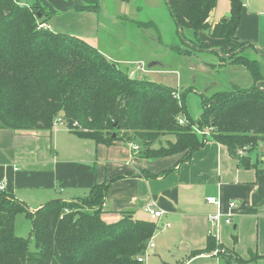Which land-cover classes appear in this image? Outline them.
Listing matches in <instances>:
<instances>
[{"label": "trees", "instance_id": "1", "mask_svg": "<svg viewBox=\"0 0 264 264\" xmlns=\"http://www.w3.org/2000/svg\"><path fill=\"white\" fill-rule=\"evenodd\" d=\"M85 1L82 10L97 11L96 0ZM165 2L181 34L193 32V48H210L198 39L204 31L211 38L226 40L228 50L220 52L232 55L220 56L221 61L244 69L251 86L232 85L229 91L202 97L201 113L194 121L186 109V90L178 93L177 100L175 89L129 77L84 40L38 28L51 14L37 2L26 7L20 0H0V129L50 132L53 122L61 118L79 139L104 146L117 141L138 143L142 158L183 154L182 162L211 139L224 145L240 168L258 172L260 160L253 159L251 152L264 143V83L256 87L263 80L259 65L242 55L247 44L237 48L233 44L242 0H230L229 17L213 27L208 18L217 0ZM173 49L184 54L180 48ZM179 117L186 123L178 124ZM193 126L211 131L199 136ZM167 136L174 140L152 148ZM172 170L143 175L164 177ZM118 178L94 185L76 201H51L34 212L11 194L0 192V264H143L137 258L145 254L156 224L134 220L127 213L113 223L102 218L109 185ZM18 215L31 223L34 252L28 249L29 240L15 235ZM232 240L236 241L235 235ZM215 251L223 264L243 261L210 235L206 247L190 257Z\"/></svg>", "mask_w": 264, "mask_h": 264}, {"label": "crops", "instance_id": "2", "mask_svg": "<svg viewBox=\"0 0 264 264\" xmlns=\"http://www.w3.org/2000/svg\"><path fill=\"white\" fill-rule=\"evenodd\" d=\"M36 2L45 13L51 14L42 24L43 29L77 36L85 42L91 40L93 47L98 49V31L100 27H106L98 23V10L81 9L87 5L85 0ZM122 6L115 18H121V24L132 25L133 21L122 19ZM228 17V10L217 13L215 8L209 15L208 23L213 27ZM150 24L154 23L151 21ZM184 31L188 36L187 44L194 49L196 38L193 32ZM142 34L145 36L147 32ZM235 37L233 44L246 43V48L252 47L264 58V0H242ZM198 39L210 47L206 52L228 50L226 40L211 38L208 32H200ZM105 43L109 40L106 39ZM123 50V46L119 48V51ZM107 59L114 65L134 66V70L127 67L125 72L128 74L162 71L157 61H150L146 66L138 59ZM258 61L261 82H264V66L262 68ZM210 68H213L211 63H203L198 71L210 75ZM228 70L239 74L243 82L251 86L252 80L243 76L242 68L230 66ZM179 86V92L188 88L181 81ZM209 87L207 84L204 91H210ZM200 113L199 104V112L192 118L197 119ZM65 129L56 127L50 132L0 129V185H4V193L11 194L34 212L51 201H76L85 197L94 185L119 176L109 185L102 205V218L107 223H113L127 213L134 220L154 222L157 229L150 241L153 249L147 255L157 258L155 263L150 261L149 264H223L220 257L211 253L191 257L190 254L206 247L210 228L208 217L218 210L226 214L228 204L233 202L231 224H220L218 244L243 260L238 264H264V155L259 157L258 172L243 169L224 145L209 139L186 162L181 161L183 154L142 158V147L138 143L117 141L111 146L96 145L91 140L77 138ZM167 140L172 141L161 138L152 148L164 145ZM170 168L173 170L164 177L143 175L157 174ZM207 197H215L219 206L207 204ZM150 204L161 212L159 218L151 219L145 211ZM232 235L236 236L235 242Z\"/></svg>", "mask_w": 264, "mask_h": 264}, {"label": "rangeland", "instance_id": "3", "mask_svg": "<svg viewBox=\"0 0 264 264\" xmlns=\"http://www.w3.org/2000/svg\"><path fill=\"white\" fill-rule=\"evenodd\" d=\"M120 1L96 0L98 23H102L106 27H100L97 34L99 51L111 60H116L117 57L128 60L138 59L146 66L150 61H157L162 66L159 69L162 71L134 74L133 78L171 87L176 90L175 94L177 95H179L178 90L181 89L179 81H181L182 85H187L188 88L185 89V105L192 120H197L192 117H195L196 113L199 112V104L201 108L202 97L206 98L216 92L229 91L232 85L236 88L249 87L246 82H243L244 80L239 74L228 70L231 66L229 65L230 61H221L220 55L217 53L206 52L207 50L199 51L198 48L192 49L187 44V33L183 31V34H181L182 32L176 26L165 0H130L131 2H126L127 4L120 3ZM35 2L36 0H20V3L26 6H30ZM120 6L124 8L122 9L124 14L122 19L133 21L132 25H128L126 22L121 24V18H115L118 16ZM216 9L217 13H222L225 10L229 11L230 0H217ZM151 21L154 24H150ZM144 31L147 32L145 36L142 34ZM106 39L109 40L107 44L105 43ZM86 43L90 46L94 44L91 40L86 41ZM122 46L124 50L119 51ZM234 46L237 48L239 44L236 43ZM175 47L180 48L186 55L174 51L173 48ZM240 51L241 49H237L235 52L238 53ZM224 55L226 56L225 58H228L232 54ZM242 55L252 60H259L258 62L263 68L264 64L262 61H264V58L252 47L244 49ZM208 62L213 65V68H210V75L198 71L200 70L199 68L203 67V63ZM118 67L121 71H126L127 67L132 70L135 69L132 65L126 66L120 63ZM231 67L240 69L239 66ZM242 71L243 76H246L249 80L248 73L244 69ZM207 84L210 85V91L205 92L204 89ZM57 128L66 130L63 126H58ZM203 131L209 133L211 130L205 128ZM196 134L201 136L197 132ZM166 139L174 140L172 136H167ZM262 150H264V143H261L258 149L251 153H254L255 158L259 159V157L264 155ZM30 232V221L24 215H18L15 218V235L29 240L28 249L30 252H34L36 250L35 243L31 239ZM156 258L157 256H148L146 254L143 259L145 264H149L150 261L155 263ZM166 261L164 260V262Z\"/></svg>", "mask_w": 264, "mask_h": 264}, {"label": "built area", "instance_id": "4", "mask_svg": "<svg viewBox=\"0 0 264 264\" xmlns=\"http://www.w3.org/2000/svg\"><path fill=\"white\" fill-rule=\"evenodd\" d=\"M44 26L39 25L38 28H43ZM129 77L133 78L134 77V73L129 74ZM174 97L178 100L179 95L174 94ZM177 122L180 125H183L186 123V120L184 117H179L177 118ZM58 126H65V122L63 119L61 118H57L54 122H53V128H56ZM193 131L196 133H199L200 135H206L208 136V132L203 131V130H199L196 126L192 127ZM210 130V129H208ZM134 149H137L134 146ZM5 187L3 184L0 185V192H4ZM206 203L210 204V205H215V206H219V201L215 198V197H207L206 198ZM235 207V203L231 202L228 204V212L226 214L221 213L219 210L215 213L212 214L208 217V223L210 224V228L208 230V235L213 236L214 239L217 241L218 243V231H219V227L220 224L223 222L224 224H231V210ZM145 211L147 212V214L150 216L151 219H157L161 216V212L156 211L154 209L153 204H150L148 206H146ZM153 249V244L150 242L147 246L146 252L144 255H142L141 257L137 258L138 262L143 263L144 261V256L147 254L148 251ZM217 251L213 252L212 255L216 256Z\"/></svg>", "mask_w": 264, "mask_h": 264}, {"label": "water", "instance_id": "5", "mask_svg": "<svg viewBox=\"0 0 264 264\" xmlns=\"http://www.w3.org/2000/svg\"><path fill=\"white\" fill-rule=\"evenodd\" d=\"M40 17V16H39ZM223 21H225V20H223ZM213 51H215V52H217L220 56H223V57H226L225 55H223L219 50H213ZM148 67H150V66H148ZM264 82H258L257 84H256V87L257 88H261V86H262V84H263ZM57 201H59V200H57ZM233 229H235L234 227H233Z\"/></svg>", "mask_w": 264, "mask_h": 264}]
</instances>
